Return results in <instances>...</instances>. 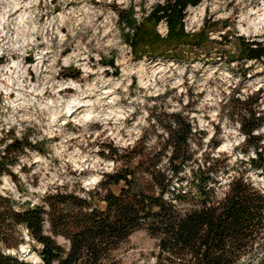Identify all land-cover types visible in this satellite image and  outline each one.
Here are the masks:
<instances>
[{
    "label": "rangeland",
    "instance_id": "rangeland-1",
    "mask_svg": "<svg viewBox=\"0 0 264 264\" xmlns=\"http://www.w3.org/2000/svg\"><path fill=\"white\" fill-rule=\"evenodd\" d=\"M166 1L0 0V14L18 3L28 14L23 23L14 20L10 39L0 42V148L4 137L12 139L6 136L10 129L18 137L25 132L36 144L19 154L14 176L3 175V194L34 205L43 203L50 191L94 189L105 173L160 151L168 138L165 125L174 113H183L192 123L198 158L207 149L234 166L221 176L219 198L239 170L264 190V172L240 163L249 156L243 151L239 117L241 102L250 97L248 108L264 121V61L242 60L236 44L242 36L264 46V25L258 23L264 19V0H202L190 5L188 32H199L206 19L211 25L203 46L180 44L189 40L162 36L157 26L164 39L155 47L181 50L190 58H137L153 45L134 50L126 36L134 39L137 30L122 23L120 13L135 6L139 23ZM14 61L18 66L10 68ZM2 81L11 88H2ZM255 133L264 146V122ZM134 147L136 156L126 152ZM250 153L256 156L254 150ZM160 157L165 166L167 156ZM189 171L188 166L184 173ZM174 185L177 190L187 188L178 181ZM19 229L25 241L16 253L39 262L27 229ZM159 241L146 229L137 230L114 256L126 264H154ZM263 254L264 249L253 261L247 257L240 264H257Z\"/></svg>",
    "mask_w": 264,
    "mask_h": 264
},
{
    "label": "trees",
    "instance_id": "trees-1",
    "mask_svg": "<svg viewBox=\"0 0 264 264\" xmlns=\"http://www.w3.org/2000/svg\"><path fill=\"white\" fill-rule=\"evenodd\" d=\"M201 2L167 0L157 4L139 23L135 6L122 11L121 22L137 30L134 39L126 36L134 50L139 45H153L137 58H190L181 50L155 47L164 39L156 29L165 19L167 38L189 40L178 43L201 48V40L209 39V19L199 32L186 29L188 7ZM236 44L241 48L238 57L242 60L264 61L261 42L238 36ZM250 102V97L245 99L239 110L245 134L243 151L249 156L240 163L248 162L251 168L264 172V146L261 136L255 133L264 121L248 108ZM165 129L168 138L160 151L142 154L132 166L105 173L94 189L50 191L43 203L34 205L21 204L0 191V264H126L117 260L114 252L141 229L160 239L154 264H240L244 258L253 261L258 257L264 249V190L246 171L239 170L219 198L221 176L235 170L227 164L228 158L216 157L207 149L203 158H198L193 125L183 113H174ZM6 136L12 139L1 140L5 146L0 148V184L3 175L14 176L19 154L36 147L25 132L18 137L10 129ZM135 148L126 152L136 156ZM162 154L167 156L165 166L161 165ZM133 161L131 157L129 162ZM188 166L189 175L184 173ZM177 181L187 188L177 190ZM190 201H194L191 207L184 206ZM20 227L27 229L39 262L16 253L25 241ZM257 264H264V254Z\"/></svg>",
    "mask_w": 264,
    "mask_h": 264
},
{
    "label": "bare ground",
    "instance_id": "bare-ground-1",
    "mask_svg": "<svg viewBox=\"0 0 264 264\" xmlns=\"http://www.w3.org/2000/svg\"><path fill=\"white\" fill-rule=\"evenodd\" d=\"M32 2L33 1L28 2L27 5H30ZM17 5L13 6L11 10L0 14V42H8L7 40L10 39L9 34L12 29V23L14 22V20L18 19V23H23L28 17V14L24 10L21 11L22 7H18L19 5L18 6ZM263 20L260 19L258 23H262L264 25ZM17 66L18 63L14 61L13 64L10 66V68ZM1 87L5 88L6 90H9V88H11L10 84L4 81L1 82ZM71 102L67 101L65 103L67 105L68 104L70 105ZM29 260H31V258H29Z\"/></svg>",
    "mask_w": 264,
    "mask_h": 264
},
{
    "label": "built area",
    "instance_id": "built-area-1",
    "mask_svg": "<svg viewBox=\"0 0 264 264\" xmlns=\"http://www.w3.org/2000/svg\"><path fill=\"white\" fill-rule=\"evenodd\" d=\"M158 31L162 36H166L168 34V23L165 19H163L158 25Z\"/></svg>",
    "mask_w": 264,
    "mask_h": 264
},
{
    "label": "water",
    "instance_id": "water-1",
    "mask_svg": "<svg viewBox=\"0 0 264 264\" xmlns=\"http://www.w3.org/2000/svg\"><path fill=\"white\" fill-rule=\"evenodd\" d=\"M8 253H11L10 250L8 251ZM12 254H16V253H12Z\"/></svg>",
    "mask_w": 264,
    "mask_h": 264
}]
</instances>
